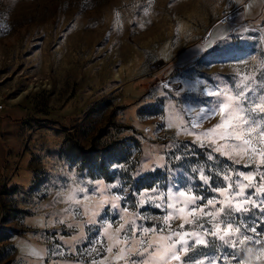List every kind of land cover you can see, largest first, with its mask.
<instances>
[{"label":"rangeland","instance_id":"obj_1","mask_svg":"<svg viewBox=\"0 0 264 264\" xmlns=\"http://www.w3.org/2000/svg\"><path fill=\"white\" fill-rule=\"evenodd\" d=\"M221 8L231 12L224 26L217 24ZM208 29L211 40L201 45ZM262 71L264 0H0V264H101L82 239L88 218L63 212L70 207L69 190L83 189L85 206L93 208L127 197L123 219L101 237L106 249L126 221L163 223L165 209L155 205L165 196L184 207L176 189L198 185L202 173L212 175L213 187L231 169L247 173L241 167L247 157L240 163L208 160L207 148L193 147L177 161L169 146L195 141L219 121L217 114L197 123L215 90L235 99L243 83L238 77ZM249 87L251 101L264 90V75ZM113 184L123 185V193ZM194 192L213 195L203 186ZM109 217L116 219L114 210L106 224ZM170 223L177 229L183 221ZM95 234L87 233L89 239ZM161 235L168 233L140 239ZM58 242L63 256L52 254ZM121 247L126 258L131 255L120 244L101 253L102 264H125L114 258ZM132 249L142 250L139 239L133 238ZM231 250L217 241L193 255L198 261L204 253L223 256L224 264H234ZM243 256V264H264V247L249 246Z\"/></svg>","mask_w":264,"mask_h":264},{"label":"snow or ice","instance_id":"obj_2","mask_svg":"<svg viewBox=\"0 0 264 264\" xmlns=\"http://www.w3.org/2000/svg\"><path fill=\"white\" fill-rule=\"evenodd\" d=\"M260 75H264V71L256 77H238L243 80V83L234 93L235 99L233 95L225 96L215 90V98L209 96L197 123H203L205 119H212L217 114L220 117L219 121L212 128L198 133L195 141L169 146L170 157L177 161L188 155L193 147L207 148L209 150L208 160L223 157L230 163H240L247 157L249 162L241 164L242 168L248 169L247 173L231 169L228 173L220 175L222 183L219 187L212 186V175L202 173L198 178L200 182L198 185L185 186L184 191L176 189L175 199L184 207L177 208L175 204L169 202V197L165 196L163 204L155 205L165 209L163 223L143 227L137 225L134 220L126 221L125 224H120L116 228L114 237H108L113 242L106 249L103 248L101 237L105 236L113 224L123 219L121 211L126 212L127 207L122 208L121 206L127 203V197L118 195L115 200H119L120 204L106 200L102 202L100 208H93L90 204L85 206L89 197L84 195L83 189L69 190L66 202L70 207L63 209V212L74 217L83 215L88 218L84 222L86 232L82 239L92 246L91 252L100 257L101 264L105 259L101 253L105 250L112 253L113 247L120 244L127 246V251L131 255L126 258V249L121 247L115 253L114 258L124 260L125 264H172L173 261L177 264H203L204 260H207V264H224L223 256L213 257L204 253L202 259L198 261L193 255V252H197L201 248H215L217 241L225 249H232L227 252L230 261L234 264H243V253L249 246L264 247V192L260 191L261 185H264V148L254 146L257 141L264 143V105L260 103V98L264 96V90H261L254 100H249L252 92L249 85L254 81L258 82ZM233 87H236L235 82ZM250 103L253 107L249 106ZM188 128L195 130V125L190 120ZM197 141L200 143L197 144ZM218 141L223 143H218ZM181 151L182 155H178L177 153ZM161 166L167 167L166 164ZM233 172L235 175L232 174ZM199 186H203L213 193L212 197L209 198L202 193L194 192V188ZM112 187L118 188L120 193L124 191L123 185L113 184ZM152 191L159 198L157 189L153 188ZM77 192H79V198H77ZM132 195L135 197L136 193ZM151 202L152 198H149V203ZM72 205L75 207L72 208ZM138 206L142 205H134V207ZM169 209L171 211H168ZM185 209L189 210L186 212ZM110 210L115 211L116 219L109 217L110 222L106 224L105 217ZM254 213H258L259 218L254 217ZM175 219L183 221L177 226V229H173L170 223ZM249 220L253 222L249 223ZM59 222L65 223L64 220ZM186 225L194 226V231L185 230ZM67 227L75 229L77 225L68 224ZM92 229H95L96 234L89 239L87 233ZM157 230L161 233L167 232L168 235L158 236L155 240L140 239L141 235L157 232ZM133 238L139 239L142 250L138 249L133 252ZM98 242L101 244L99 249L95 247ZM76 251L78 252L79 249ZM180 253H184V255L181 256ZM52 254L64 255L59 242ZM88 264H97V261L92 259Z\"/></svg>","mask_w":264,"mask_h":264},{"label":"built area","instance_id":"obj_3","mask_svg":"<svg viewBox=\"0 0 264 264\" xmlns=\"http://www.w3.org/2000/svg\"><path fill=\"white\" fill-rule=\"evenodd\" d=\"M231 12L228 9L221 8L218 11V16H217V24L224 26L228 23V20L230 18ZM211 37V31L208 29L202 33V35L199 38V43L200 44H205L209 41Z\"/></svg>","mask_w":264,"mask_h":264},{"label":"crops","instance_id":"obj_4","mask_svg":"<svg viewBox=\"0 0 264 264\" xmlns=\"http://www.w3.org/2000/svg\"><path fill=\"white\" fill-rule=\"evenodd\" d=\"M209 40H211V37H210V39ZM206 44V43H205ZM201 45H203V44H201Z\"/></svg>","mask_w":264,"mask_h":264}]
</instances>
